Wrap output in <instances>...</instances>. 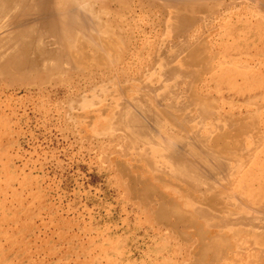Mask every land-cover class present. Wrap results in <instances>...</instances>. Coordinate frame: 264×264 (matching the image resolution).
<instances>
[{
  "label": "rangeland",
  "instance_id": "obj_1",
  "mask_svg": "<svg viewBox=\"0 0 264 264\" xmlns=\"http://www.w3.org/2000/svg\"><path fill=\"white\" fill-rule=\"evenodd\" d=\"M21 2L22 4L17 2L20 12L28 9V5L25 4L28 1ZM91 2L96 3L95 7ZM165 3L166 0H119L118 2L88 0L85 3V7L102 11L100 21L103 25L112 26L110 19L113 14L112 21L124 26L121 36L126 41V49L114 46L117 55L120 49L124 51L120 52L124 53V59L122 58L120 62L117 60L119 64L114 63L116 66L113 64L112 68L110 62H104L107 71L106 69H100L98 72L88 70V65H85L86 68L74 66L66 57L61 59L55 55L40 58L44 63L38 61L31 73L27 74L23 71L15 78L0 79V264H196L195 262L199 263L198 260L200 264H258L260 259L264 260V243H255V245L249 236L253 230L258 232L264 230L253 229L249 222L255 215L260 219L264 218L263 215H257L255 212L263 210L264 214V114H262L264 113V7L262 6L264 0L208 1L209 10L204 9L203 4L199 7L202 9L201 15L196 18L189 16L184 19L186 23L183 22L179 29L174 30L167 28L165 17L159 12L163 6L165 7ZM83 5L80 7H84ZM76 6L79 5L75 4L73 8ZM107 13L111 16L105 15ZM125 18H128L127 21ZM193 33L200 38L197 43L205 41L208 47L205 58L207 62L204 61V64L201 62L205 60L201 57L204 53L198 55L196 63L199 64L193 65L195 64L193 63L184 67L186 69L184 74H191V77L187 75L188 80L181 79L176 88L181 86L178 89L183 91L187 89L185 93L178 91L179 95L198 92V95L208 99L204 98L210 106H213L216 113L210 119L211 117H205L200 113L191 100L186 99L185 102L179 99L181 103L177 100L179 102L175 106L184 107L181 114H188L191 123L184 130L178 127L173 129L170 127L172 122L170 123L166 118L162 129L164 133H174L173 135L178 133L175 135L178 138H185L186 134H194V132L200 135L201 139L188 138L189 141L186 142L188 148V143H192L191 141L196 140L194 143H199V145L196 143L198 146L192 143L195 148L189 151H192L193 155L188 156L187 146L185 151L180 143L177 145L179 156H185L184 158L187 156L190 159L192 157L191 160H196L198 150V157L204 158L203 160L199 157L200 161H204L208 168L213 166L219 157H227L230 167L237 170L233 177L229 175L225 180L223 174L216 173L213 178H208L207 168L203 167L204 163L199 159L196 161L200 165L193 160L199 174L194 171L193 173L199 177L198 182L202 183V194L213 197L210 196L212 194H208L212 190L208 191L204 187L210 184L218 190L219 187L223 189L225 185V192L236 197L231 201L220 200L219 205L215 203L212 207L206 202L201 204L198 201L201 193L194 190L192 195H189L187 203L182 199L179 203L174 200L173 203L179 212H184L185 216L188 213L186 219L190 216L188 220L191 218L193 220V223L191 220L181 221L183 227V224L175 221V217L160 222L155 210L160 205L169 209L173 207L169 203L163 204V200L158 199V194L174 197L177 192L186 193L189 187L178 188L170 182L161 184L153 179L146 167L138 169L137 164L146 165L145 159L144 162L136 163L133 157L142 150L147 141L139 138L136 129L132 127L129 129L135 139L136 137L140 139L134 144L125 140L122 132L112 131L117 119L125 121L123 117L125 111L134 112L137 108L129 109V100L118 96L114 108L109 111L107 109L109 99L106 93L111 88L117 89L114 81L119 84L128 80L140 81L142 78L145 81V76L160 74L161 65L171 66L169 62L173 58L178 57L173 59V65H179L178 59L186 56L184 53L186 51L183 52L181 46L183 44L186 47L184 50L189 48L191 39H194V37L190 38ZM170 42L173 45H169ZM179 42L182 44L179 45ZM175 46L177 48L179 46V51ZM50 47L52 50L57 48ZM162 50L171 55L164 59L160 55ZM233 55L235 57H232ZM199 56L202 59L201 63ZM50 64H53L52 67ZM124 67L127 69V76L118 77V70ZM96 73L98 75L92 77ZM236 73L240 74L235 75ZM236 76L240 77L236 79ZM187 82H190L191 86ZM163 85L165 89L167 86H173V83L169 81ZM161 86L162 84L153 81L145 90L150 96L156 97L155 93L158 94ZM155 88L158 90L156 91ZM248 99H250L249 103L246 102ZM235 100L237 101L234 102ZM243 101L245 103L240 105ZM167 107L162 106L168 110ZM222 116L227 118L231 116L230 121H223ZM253 116H256V120ZM232 119L235 121L233 122ZM144 122L147 124H143ZM144 122L141 128L146 125L147 129H154L153 121H151L153 124L150 121ZM222 135L227 137L226 144L229 147H233L235 141L240 142V151L234 147L224 148L225 146L213 142L214 137ZM199 148L211 154L204 155L202 154L204 151ZM245 156L251 163H246L242 168L238 166V160H244ZM258 161H260L259 165ZM256 166L263 167L257 169ZM212 168L213 173L218 171L216 167ZM134 179L137 183L133 182ZM256 184L257 189H254ZM147 186L150 190L154 189V195L146 192L144 194L148 193L147 196H143L141 192ZM256 194L261 195L262 199L258 197L259 200ZM231 208L236 209V214L232 215L233 222L225 223L223 227L210 226L207 219L196 215L194 210L205 209L216 217H225L231 213L229 212L232 211ZM239 217H243L244 220L239 222ZM183 234H186V238L185 236L183 238ZM212 238V241L220 245H218L219 251L217 247L211 251H214L213 253H204L205 244L212 242ZM218 238L221 241L217 240ZM200 241L204 244L202 245ZM221 242L226 244L222 245ZM198 249L201 251L198 252ZM215 249L219 253L216 254ZM259 249L263 253H260ZM201 252L205 255L203 257L207 255V258L201 257L203 255ZM218 254L219 260L215 261Z\"/></svg>",
  "mask_w": 264,
  "mask_h": 264
},
{
  "label": "bare ground",
  "instance_id": "obj_2",
  "mask_svg": "<svg viewBox=\"0 0 264 264\" xmlns=\"http://www.w3.org/2000/svg\"><path fill=\"white\" fill-rule=\"evenodd\" d=\"M21 1L22 0H0V79L1 80L2 79H5L7 77L15 78V77L18 76L19 73H22L23 71H26L27 74H28V72L31 73L32 70H33V66L37 65L38 64V61L40 62V60H41V62L43 61V63H44V60H42V59L45 58V57H48V56H52L53 57V56L57 55L61 59L66 57L67 60L71 61L74 66L75 65H78V66L82 67V66L88 65V68H87L88 70H94V71L96 70L97 72L100 69H106L105 71H107V68L103 64L104 62L105 63L106 62H110V67L112 68L114 63L119 64V62L121 61V59L122 58L124 59V56H125L124 53L123 54L120 53L121 51H123L124 49H126V47H125L126 46L125 45V42L126 41L121 36L122 31L124 29L123 28L124 26L123 25H120L118 23L116 24V23H114L112 21V19L114 17H113V14H112V16L110 15L111 12H110V14H108V13L105 14V15L111 16L110 22H111L112 26H110V27L108 26L107 27V25H103V22L100 21L101 20L100 18L103 15L102 11H99L100 9L97 11L96 8L90 9L88 7H85V3H87L88 0H72V2L70 0H40V2H39V0H27L28 1L27 2L28 4L27 3H25V4L28 5V7H27L28 9L20 12V11H18V7H17L18 4H17V2H20L22 4ZM100 1H102V0H100ZM115 1L118 2L119 0H115ZM208 1L209 2H212L213 0H166L165 7L167 9L163 6V8L161 9V11H159V12H160L161 15H163L165 17V21L167 23L166 26H168L167 28L174 30V29H177L183 22H185V20L189 16H192V17L194 16V18H196L199 15H201L202 9H200L199 7H202L203 4H204L203 5L204 6V9L209 10L210 8H209L208 3H207ZM217 1L218 0H216V2ZM235 1L236 0H234V2ZM95 2H96V0H95ZM245 2H246V0H245ZM257 2H259V1H257ZM91 3H93V2H91ZM75 4L79 5L78 7L76 6L77 9L76 8H73V6H75ZM95 4H94V7H95ZM152 4H153V2H152ZM82 5L84 7H80ZM126 5H128V4L126 3ZM262 6L264 7V4H262ZM235 7H238V6H235ZM103 8H101V10ZM257 8H259V7H257ZM261 10H259V11H261ZM121 13H123V12H121ZM210 14H211V12H210ZM210 14H208V15H210ZM123 17H125V16L123 15ZM127 19L125 18L126 21H127ZM103 21H105V20H103ZM108 22H107V24H108ZM123 23H124V21H123ZM208 23H210V22H208ZM182 26H184V25H182ZM256 26H257V23H256ZM131 27L133 29V26L132 25H131ZM237 28H239V27H237ZM186 29H187V27H186ZM216 33H217V31H216ZM193 37H194V39H191L192 41L190 42L189 48H187L186 50H184L186 47L182 43H180V42L178 43L179 45L182 44L181 50L183 49V52L186 51V52H184L186 56L178 59L180 61V64L179 65H173V59L174 58L172 57L173 59H171L170 62L168 61L169 63H171V66L161 65V69H160L161 72H160V74H155L154 73V74H150V76H145V78H146L145 81L142 80L143 78L140 79V81H136V82H131L129 80L128 81H125L124 80L125 82L124 83H121V84H119L117 81H114V85H116L117 89L116 90H112V88H111L110 91H107V93H106L107 94V98L109 99V101L107 103V109L109 111H112V108H114V105L116 103V100H117V97L118 96L127 98L129 100L128 101L129 102L128 103L129 109L132 108V107L137 108V110L134 111V112H131L130 110L128 112L125 111L124 114H123V117H125V121H122V119L121 120L117 119V122L115 124H113V126H112V131L122 132L124 134V136H125L124 137L125 140H128V142L131 141L133 144L134 143H137V141L140 140V139H138V137L139 138H142V139H144V140L147 141L145 143V141L143 140V142L145 143V145H143L142 150L139 153H137V155L135 157H133V161L136 162V163H137V161L139 162V161H143V159H145V164L146 165L144 166L142 164L141 165L140 164H137L138 169H141L143 167L144 168L146 167L147 170L152 175L153 179L156 180V181H158L161 184H165V183H168L169 184V182H170L171 185L174 184V186L175 187H178V188H181V186H187V187H189V189L186 191V193L177 192V194H175L176 196H174V197H171V195H165V194H162V193L158 194V199L161 200V201L163 200L162 201L163 204H166L167 205V203H169V204H171L170 206H173V207L171 209H169L168 207H165V206L163 207V205H160L159 208H157V210H155L156 211L155 213H156L157 219L160 220V222H162V221L164 222V221H167V219L169 220L171 217H175V221L176 222H180L181 225L183 224V222H185L186 220H188L190 218V216L186 219L188 213L187 214L185 213L186 214V216H185L183 214L184 212L183 213H182V211L179 212V209L176 208V206L173 203V201L174 200H177V202L179 203L180 200L182 199L184 201V203H187V200H189V195H192V192L194 190L197 191V192H200V193L202 192L201 191L202 188H203V187L201 188V186H202L201 184L202 183H199L200 181L198 182V178L199 177L195 176V174L193 173V171L196 172V173L198 172L197 169L194 166V163L197 162L196 161L197 159H199V161H200V158H203V157H200V156H199L200 158L198 157V150H197V154H196L197 155V157H196L197 159L196 160L193 159V160H195V162H193V160H191L192 157L190 159V158H187V156H186V158H184L185 156L184 157L183 156H179L178 155V154H180L179 153V150H178L179 147H177V145L181 143V148H184V150L187 151L185 149V146H187L186 145V142H188L189 140H194L195 138H196V140H198L199 138L201 139V137H199L200 135L198 136L194 132V134H191V133L190 134H186L187 137H185V138L184 137L178 138L177 136H175L178 133L177 134L175 133V135H173L174 133L173 134L164 133V131L162 129V126L165 125V122H166L165 119L166 118L169 119L168 121L170 123L172 122V124H170V127L173 128V129L175 127H178L180 130H184L185 127H188L189 126V124L191 123V121L189 122V119H188V116L189 115L188 114H181V112H182V110H183L184 107L179 108L180 106L179 107H176L175 106L176 103L179 102L180 100H185V102H186V99L191 100L192 103L195 105V107L200 111V113H203L205 117H211L212 115H214V113H216V112H214L213 106H210L209 105V102L207 101L208 99L206 97H204V96L201 97L200 95L197 94L198 92L197 93L189 92V94H187L188 93L187 92L186 93L187 95H179L178 94V91H181L182 92L183 90L178 89L179 86L176 88V85L178 84V82L181 79L187 78V75L188 74L187 75L184 74L185 73V70H186L184 68L185 66L192 65L193 63H195L193 65L199 64V63H196V62L198 60L197 59V56L200 55V54H203L204 53V55H205V57H203L204 55L203 56L200 55L202 57V59L207 58L206 57L207 56V54H206V48H208V47H206V44H205V41H204L205 38L203 39L204 42L201 40L203 43H201V42L200 43H197L200 38L199 37H196L195 36V33H193L192 36H190V38H193ZM252 37H254V36H252ZM257 37H256V39H257ZM180 41H182V40H180ZM255 42H256V40H255ZM171 43L172 42H170L169 45H173ZM206 43H207V41H206ZM196 44H197V46H196ZM249 45H251V43ZM50 46H56L57 48L55 50H52V49H50V48H52ZM114 46L115 47H118V48H122V49L124 47V49L123 50L120 49L119 50L120 52L118 51L119 52V55H117V53H115V51H114ZM175 47L177 48V46H175ZM247 47H250V46H247ZM178 48H179V46H178ZM165 49H167V48H165ZM177 51H179V49ZM164 53H165V51L160 52V55L162 57H164V59H166L168 56L171 55V54H166V53L164 54ZM207 53H208V49H207ZM34 54L36 56H34ZM176 54L179 55L178 53H176ZM180 54H182V52ZM201 57L199 58V62H200V60H202ZM232 57H235V55H233ZM40 58H42V59H40ZM176 58H178V57H176ZM53 61H54V59H53ZM204 61H206V59L203 60V61H201V62L203 63ZM48 62H49V60H48ZM52 62H50V63H52ZM122 63H124V62H122ZM135 64L136 63H134V65ZM46 65H47V63H46ZM52 65H51V67H52ZM86 67L87 66H85V68ZM233 67H235V66H233ZM71 69L73 70V68H71ZM202 70H204V68ZM208 70H209V68H208ZM109 71H112V70L109 69ZM147 72H150V71H147ZM238 72H239V70H238ZM70 73H73V72H70ZM237 74L239 75L240 73H236L235 75H237ZM95 75H98V74L96 73V74L92 75V77H94ZM190 75H188V76L191 77ZM260 75H262V74H260ZM117 76L118 77L119 76L126 77L127 76V69L124 67V68H121L120 70H118ZM240 76H238V77L236 76V79L239 78ZM188 78H187V80H188ZM192 78L194 79V77H192ZM153 81H155V82H157L159 84H162L161 89L159 90L158 94H157V92L155 93L157 95L156 97L150 96L148 94V91L145 90L151 84V82H153ZM169 81H172L173 86H169L168 87L166 85L167 87L164 89L163 88L164 87L163 84H165V83H167ZM203 83L205 84V81ZM237 83H236V85H237ZM181 84H182V81H181ZM187 84L190 85V82H187ZM208 85H209V83H208ZM200 86H201V84H200ZM155 90L157 91L158 88L157 89L155 88ZM189 90H190V88H189ZM184 91L186 92L187 89H185ZM184 91H183V93H185ZM205 96H207V95H205ZM204 98H206L207 100L204 99ZM177 100H179V101H177ZM242 100H243V98H242ZM125 101H126V99H125ZM236 101L237 100H235L234 102H236ZM246 102L249 103L250 102V99H248V101H246ZM180 103H181V101H180ZM182 103H183V101H182ZM187 103H189V102H187ZM244 103H245V101H243L240 105H242ZM119 104H121V103H119ZM122 105H123V103H122ZM163 105L168 106L167 107L168 110H166L165 108H162ZM178 105H179V103H178ZM185 105H186V103H185ZM187 105H189V104H187ZM197 109H195V111ZM221 109L224 111L223 107ZM187 110H188V108H187ZM90 112H92V111H90ZM197 114H198V111H197ZM258 114H259V112H258ZM262 114H264V113L262 112ZM193 116H196V115H193ZM120 117H122V115ZM255 117L253 116V118H255ZM229 118H227V116H222L223 121H226V122H229L230 121ZM195 119H196V117H195ZM210 119H212V117ZM255 120H256V118H255ZM144 121H150V122L153 121L154 124H155V126L153 125L154 126V129L153 130H149L150 128L147 129L148 127L146 125H143L146 128L145 127L144 128H141V124ZM234 121L235 120H233V122ZM145 123L147 124V122H144L143 124H145ZM229 124L232 125V123H229ZM256 124H257V122H256ZM107 126H108V123H107ZM211 126H213V125H211ZM130 127H132L133 129H136V135L138 134V137H136L137 139H135L132 131L129 129ZM226 127H228V126H226ZM218 128H219V125H218ZM218 130H220V129H218ZM224 131H226V130H224ZM175 132H178V131H175ZM238 132H240V130H238ZM123 134H122V138H123ZM237 135H238V133L236 134V136ZM188 138H189V140H188ZM214 138H215V140H213V142L214 143L216 142L217 145H220V146L223 145V146H225L224 148H228V149L232 147V146H230V147L227 146L228 144H226V143H228L227 142L228 139H226L227 138L226 136H223L222 135L220 137H214ZM257 139H259V138L257 137ZM232 140H233V138H232ZM195 141H191V142L194 143ZM141 142H142V140H141ZM201 142H204V141L201 140ZM235 142H234L235 145L233 146L234 149H236L237 151L238 150L240 151V149H241L240 142H236V143ZM192 143H188L189 148L187 146L188 152H189L188 153L189 154L188 156H192L193 155V152L192 151H189V149L191 150V148L193 149V148H195V146H198L199 145L198 142H196V143H198V145L196 143H194L195 146ZM254 143L255 142H253V144ZM121 144H122V142H121ZM203 145H205V144H203ZM200 147H202V146L200 145ZM259 147H260V145H259ZM201 149L203 150V148H199V150H201ZM177 151H178V153H177ZM203 151H204V153H202V154H204V155H207V154L210 153L209 151L208 152H205L206 150H203ZM203 151H201V152H203ZM199 153H200V151H199ZM218 154H220V153H218ZM221 154H222V151H221ZM243 154H241L242 155L241 157H243ZM247 156H245V159L242 160V161L238 158L239 159L238 160V166H242V168H243V167H245V164L246 163L247 164L251 163L250 162V159L247 158ZM193 158H195V157H193ZM209 158H210V155H209ZM209 158L206 157V159H209ZM226 159H227V157H223V156L221 158L219 157L218 159L215 160V163L212 162L215 166L213 164H212L213 166H209L211 164H207L209 166V168L206 167V164L204 163V161H202L204 163V166L203 165L202 166L204 168L206 167L207 168L206 171H208L206 173L207 177L208 178H213L214 177V174H216V173L223 174L224 176L223 175L222 176L224 178L226 177L225 180L227 179V176H229V175L231 177H233V174H235V172H237V170H235V168L230 167V164L228 163V159L227 160ZM203 160H204V158H203ZM251 160H252V158H251ZM240 161H241V164H240ZM259 163H260V161H258V165H259ZM232 164H233V162H232ZM256 165H257V161H256ZM202 166H200L201 169L203 168ZM212 167H216V169L218 171H214V173H213V171H212L213 168ZM256 167H258V166H256ZM259 167L257 169H259ZM262 167H260V168L262 169ZM204 168L202 169L203 171H204ZM254 169H255V167H254ZM254 169H252V170H254ZM140 173H141V171H140ZM255 173H256V171H255ZM197 174H199V172ZM236 175H238V174H236ZM202 176H204V175L202 174ZM133 182L137 183V180L134 179ZM207 184H209V182H207ZM222 184H223V182H222ZM257 184H256V188H254V189H257ZM140 186H141V184H140ZM144 188L145 189L142 190L141 193L144 194L146 192H149V194L150 193H152L153 195L155 194V192H153L154 189L151 188L152 190H150V188L148 186H147V188L146 187H144ZM204 188L207 189L208 191H211L212 190L208 194H212L210 196H213V197H209L207 194H202L201 193L199 195V197H198V201L201 204H203V202H206V204H208L209 206H212V205L215 206V203H217L219 205L218 202L220 200H224L225 199V200L231 201V200L235 199V197H236L235 195H230V194H227L228 192L227 193L225 192V188H226L225 185H224L223 189H222V187H221V189L219 187L218 190H215L216 187H214V186H212L210 184L208 186L204 187ZM262 189H263V187H262ZM253 192H255V191H253ZM147 194H144L143 196H145V195L147 196ZM140 195H142V194H140ZM258 195L259 194H256L257 198L260 197V199H262L261 198V195H259V196ZM263 195H264V193H263ZM169 196H170V198H173V199H170ZM246 198H248V196H246ZM250 200H252V199H250ZM228 201H227V203H228ZM254 201H256V200H254ZM233 205H235V204L233 203ZM194 207H198V206H194ZM226 207L224 206V208H226ZM232 207H236V206H232ZM215 208H218V207H215ZM215 208H213V209H215ZM194 210H196L195 211L196 215L205 217V219H207L206 221L208 222V224L210 226L216 225V227H218V226H222L223 227V225L225 223L232 224V222H233L232 221L233 220L232 215L236 214V209L235 208H233V209L231 208L232 211H229V212H231L233 214L228 213L225 217H216L213 214H209L207 211H205V209H202V210L194 209ZM217 210L218 209H216V211ZM255 212H256L257 215H263V217H264L263 210H262V212H261V210L255 211ZM190 220L193 223L192 218ZM190 220H188V222ZM213 220H214V222H213ZM243 220H244L243 217H239V220L238 221L241 222ZM260 220H262V221L259 223ZM175 221H174V223H176ZM181 221H183V222H181ZM215 221H216V223H215ZM249 222L252 225V228L253 229H255V228H259L261 230L264 229V218L260 219L259 216H256L255 215V217L251 221H249ZM171 224H172V222H171ZM190 225H192V224H190ZM172 226H174V225L172 224ZM175 226H176V224H175ZM183 227H184V224H183ZM175 229H176V227H175ZM197 230H199V229H197ZM200 232H201V228H200ZM203 233H204V231H203ZM185 235L186 234H183L182 235L183 238H184ZM200 235H202V234L200 233ZM249 236L252 238L254 244L255 243L256 244L257 243H264V230H263V232H258V231L253 230V231H251L249 233ZM185 238H186V236H185ZM206 238L207 237H205V239ZM214 238H215V236H214ZM219 239L220 238H218L217 240H219ZM212 240H213V238L211 239V241ZM246 240H248V239H246ZM202 241H203V239H202ZM219 241H221V240H219ZM201 243H202V245L204 244L203 242H201ZM217 243L218 242L212 241V242H210L208 244H205V248H203L204 249L203 252L204 253L211 252L214 248H217L218 247L219 244H217ZM224 243H222V245ZM223 247H225V246H223ZM223 247H221L222 250L224 249ZM218 249H220V247H218L217 250ZM259 250L261 251V249H259ZM200 251H201V249L200 250L198 249V252H200ZM218 251L216 252V254L219 253ZM198 252H196L197 255H198ZM213 252H211V253H213ZM251 252L254 253V251H251ZM201 253H200V255H201ZM242 253H244V252H242ZM260 253H263V252L261 251ZM203 256H205V255L203 254L201 257H203ZM219 256H220L219 254L216 256L215 261L216 260H219L218 259ZM243 256H244V254H243ZM245 256H246V254H245ZM203 258H207V255H206V257H203ZM194 261H195V259H194ZM198 262L199 263H197V262H195V263L196 264H200L201 263L199 260H198ZM258 264H264V260H261L260 259L259 262H258Z\"/></svg>",
  "mask_w": 264,
  "mask_h": 264
}]
</instances>
